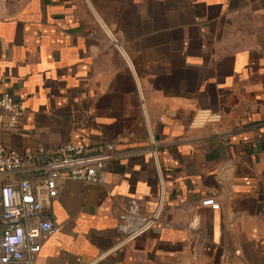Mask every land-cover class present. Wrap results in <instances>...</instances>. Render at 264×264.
Wrapping results in <instances>:
<instances>
[{"label": "crops", "instance_id": "0c3cea01", "mask_svg": "<svg viewBox=\"0 0 264 264\" xmlns=\"http://www.w3.org/2000/svg\"><path fill=\"white\" fill-rule=\"evenodd\" d=\"M6 1L2 146L116 153L104 186L59 181L36 264H264V0Z\"/></svg>", "mask_w": 264, "mask_h": 264}, {"label": "built area", "instance_id": "2783aa9c", "mask_svg": "<svg viewBox=\"0 0 264 264\" xmlns=\"http://www.w3.org/2000/svg\"><path fill=\"white\" fill-rule=\"evenodd\" d=\"M23 113L22 104L12 95L0 94V264H36L42 244L58 233L48 208L60 194L59 181L104 186L108 166L116 156L110 144L66 143L47 155L23 156L7 151L2 146V134L12 131ZM202 206L220 209L214 198L203 200ZM160 216L156 213L130 231L125 241L145 235Z\"/></svg>", "mask_w": 264, "mask_h": 264}, {"label": "rangeland", "instance_id": "374dc122", "mask_svg": "<svg viewBox=\"0 0 264 264\" xmlns=\"http://www.w3.org/2000/svg\"><path fill=\"white\" fill-rule=\"evenodd\" d=\"M6 3H8V5H10L12 2H11V0H7Z\"/></svg>", "mask_w": 264, "mask_h": 264}]
</instances>
